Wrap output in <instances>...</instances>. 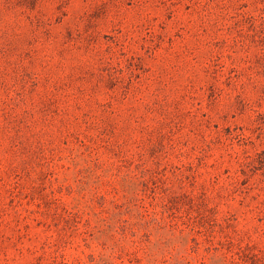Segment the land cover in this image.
Segmentation results:
<instances>
[{"label":"rangeland","instance_id":"obj_1","mask_svg":"<svg viewBox=\"0 0 264 264\" xmlns=\"http://www.w3.org/2000/svg\"><path fill=\"white\" fill-rule=\"evenodd\" d=\"M0 264H264V0H0Z\"/></svg>","mask_w":264,"mask_h":264}]
</instances>
